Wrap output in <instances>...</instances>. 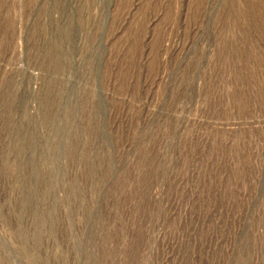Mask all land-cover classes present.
Here are the masks:
<instances>
[{"label": "rangeland", "instance_id": "1", "mask_svg": "<svg viewBox=\"0 0 264 264\" xmlns=\"http://www.w3.org/2000/svg\"><path fill=\"white\" fill-rule=\"evenodd\" d=\"M0 264H264V0H0Z\"/></svg>", "mask_w": 264, "mask_h": 264}]
</instances>
